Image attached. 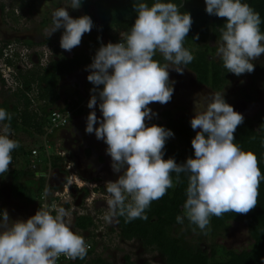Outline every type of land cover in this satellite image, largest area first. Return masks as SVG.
<instances>
[{"label": "clouds", "instance_id": "9594fccd", "mask_svg": "<svg viewBox=\"0 0 264 264\" xmlns=\"http://www.w3.org/2000/svg\"><path fill=\"white\" fill-rule=\"evenodd\" d=\"M83 0H70L52 12L47 38L63 29L60 46L71 51L79 46L94 21L90 15L73 17L68 7L79 9ZM206 12L226 18L220 29L217 56L228 72L240 76L255 70L254 61L264 54L261 15L246 0H205ZM135 20L120 33L119 42L101 43L87 66L91 89L85 131L103 140L118 179L106 181L111 224L119 217L126 223L148 220L153 201L187 177L186 200L177 223L189 224L207 234L211 217L225 213L246 214L254 209L264 181L257 156L235 143L244 115L225 99V92H211L194 100L191 143L194 156L177 163L165 159V146L175 133L165 126L147 124L154 115L152 103L167 104L174 94L169 69L183 74L194 59L184 47L193 18L172 0H134ZM157 52L166 63L155 59ZM99 107L102 117L96 114ZM12 115L0 107V177L8 173L12 153L21 147L12 138ZM98 125V126H97ZM264 130V129H262ZM175 173V182L173 179ZM193 228V231L196 230ZM88 245L71 226L64 207L40 206L27 219H11L0 212V264H57L63 255L70 260L86 258Z\"/></svg>", "mask_w": 264, "mask_h": 264}, {"label": "trees", "instance_id": "16d2710c", "mask_svg": "<svg viewBox=\"0 0 264 264\" xmlns=\"http://www.w3.org/2000/svg\"><path fill=\"white\" fill-rule=\"evenodd\" d=\"M134 0H95L96 14L101 22V30L107 35L109 42H119L120 33L128 31L135 20L136 13L133 10ZM154 0H148L151 5ZM180 6V11L190 12L193 23L185 38L184 47L189 49L195 59L187 65L192 71L200 84L212 86L215 90H222L229 76H233L232 72H228L223 67L222 61L212 58V53L217 48L213 43L220 39V29L226 18L215 15H209L205 8V0H172ZM257 12L260 13L262 23L261 31L264 32V0H246ZM86 3V13L90 4V0H83ZM29 7L33 8V6ZM48 21L43 22L46 26ZM115 31V34L112 32ZM14 41H21L16 39ZM46 40L45 43H47ZM13 40L5 41L6 45L12 43ZM26 45L34 46L32 41H25ZM101 43L107 44L102 36L95 38L94 44H89V52L78 50L67 56L56 53L52 58L49 66L41 67L36 65L28 71L18 69L17 79L20 80L24 88H18L15 92L8 93L9 99L0 101V107L5 108L12 115L11 130L13 133H26L34 136L36 132L39 135H45L48 127L49 114L54 110L68 113L80 106L81 99H71L64 106H59L60 100L59 85L66 75L89 65L92 62L96 50ZM99 45V46H97ZM3 55V49L0 48V56ZM155 59L161 63L162 54L157 52ZM262 66L257 69L262 70ZM36 90L38 95L35 99L29 95V92ZM9 92V91H7ZM14 98L17 101H14ZM40 101H45L44 105ZM39 102V103H38ZM23 104V105H22ZM165 123L153 120L151 124H158L171 129L175 135L169 138L165 146V159L174 157L177 163L184 162L189 156H194L192 147V139L196 135V131L192 129L191 123L186 118H176L171 112L166 111L162 114ZM46 128V129H45ZM264 109L256 118H246L244 122L237 127L235 132V143L241 145L245 150H251L258 158L259 167L264 173ZM54 134V133H53ZM52 136V135H51ZM50 136V137H51ZM21 147L12 153V164L9 165L8 173H4L0 177H9L12 182V190L19 197L28 200L36 198V193L42 198L43 193L48 189L45 181L42 180L39 188L29 185L23 186L22 179L25 176H32V168L28 169L14 168L16 158L25 153V147ZM33 153V149L31 150ZM63 157L53 156V167H60ZM61 168V167H60ZM182 182L176 184L174 188L168 190L167 194L160 200L153 201L149 210H147L148 220L136 219L130 223H126L124 217H119L118 233L125 241L141 242L143 248L151 252H160L166 259L167 264H264V181L261 182L258 197V203L254 209L246 214L229 212L222 217H211V223L207 230V234L202 233L195 225L189 224L185 219L183 224L177 223V215H182V206L186 200L187 177L181 174ZM175 182V173H173ZM233 222L245 223L248 227L252 242L249 247L243 249L227 248L216 243L217 237L226 232ZM76 225L84 231H89L95 227L94 220L91 215L84 214L78 216ZM193 228H196L193 231ZM196 234L195 240H187L190 234ZM211 237L213 240L210 250H207L203 242L208 241ZM194 239V238H193ZM85 259H76L71 264H111L98 254L95 244L92 245ZM219 247L222 248L223 257L219 256ZM89 261L90 257H93ZM129 260V256H127ZM142 264H153L152 262H144Z\"/></svg>", "mask_w": 264, "mask_h": 264}, {"label": "rangeland", "instance_id": "374dc122", "mask_svg": "<svg viewBox=\"0 0 264 264\" xmlns=\"http://www.w3.org/2000/svg\"><path fill=\"white\" fill-rule=\"evenodd\" d=\"M25 0H4L2 1L8 10L10 9H18V14L21 13L23 7L21 3H23ZM95 0H90L89 7L87 9L86 13V3H82V6L79 9H73L71 7H68L69 14L73 17H78L84 14H88L91 16V18L94 21V27L92 28L90 33H85L82 37L81 44L75 48H73L71 51H66L61 48L60 46V38L63 32V29L56 31L53 33L50 37L47 38L46 31L51 28L52 24V12L63 6H67L70 3V0H30L29 4L32 3L33 8L28 9L27 11L29 16L31 17L29 20L23 21V23L19 24L16 23V21H13L11 18L7 17V24L1 25L0 24V42H5L2 40L5 35L16 38L17 35H24V34H30V36H34V38L37 41H47V43L54 47L56 49V53L64 54L67 56H72V54L78 50H84L86 52H89V44L95 43V38L100 35L104 39V41L107 43L109 42V39L107 38V35H104L101 30V22L96 14L95 9ZM35 10L31 14L30 11ZM24 10V9H23ZM9 18V19H8ZM4 20V19H3ZM47 20L48 24L46 26H43V22ZM11 22V23H9ZM28 24V25H26ZM14 25L18 26L19 29L14 27ZM28 28L27 30H25ZM15 29L19 32H22L21 34L13 33ZM115 32V31H113ZM112 32V33H113ZM19 39V38H18ZM220 39L215 41L213 43V46L215 48H218ZM20 44L21 41H13L12 44ZM46 43V44H47ZM16 46V45H15ZM99 46V45H97ZM51 47V48H52ZM100 47V46H99ZM42 51V50H41ZM212 58L219 59L217 56V49L212 53ZM255 64V70L251 73H245L240 76L233 75L229 76L227 79V82L224 86V88L220 91L215 90L212 86H205L200 84L197 81L196 75L190 71L188 68L184 69L183 74L177 73L174 69H169V75L170 80L174 83V94L172 96V99L167 104H160V103H152L149 105V107L153 110L154 115L152 117H156L160 114H157L158 110H169L172 112L174 116L180 115L181 117L186 118L187 120L191 121V118L195 115L194 112V100L198 98L200 95H206L211 92H225V99L228 103H230L234 109L244 115V119L246 118H256L259 113L264 109V54H261V56L254 61ZM88 66V65H87ZM87 66H84L78 70L75 71L78 78L81 80L87 79V76L89 75V71L87 70ZM259 66H262V70H258L257 68ZM70 76V75H69ZM66 77V76H65ZM76 78V80L78 79ZM73 80V79H72ZM69 79V81H72ZM89 82V81H88ZM86 82V84L88 83ZM68 83V81L66 82ZM65 83V84H66ZM91 83V82H90ZM71 85L67 84L66 86ZM92 86V85H91ZM69 87V86H68ZM62 91V95L74 97V99H81L80 106L85 110V114L88 113V100L85 102V96L84 93H81L77 91V93H73V90L71 87H69ZM89 87H86V91L89 93ZM94 87V85H93ZM9 91V92H7ZM72 91V93H71ZM85 91V94H86ZM13 91L11 89H8L5 87L4 82L0 79V101L4 99H9L10 93ZM65 92V93H64ZM71 94V95H70ZM14 101L16 102L17 99L14 98ZM84 101V102H83ZM39 103V102H38ZM46 103L45 101H40L41 105H44ZM23 105V104H22ZM97 112V110H96ZM72 114V112L70 113ZM50 120V119H49ZM49 127V123H48ZM46 125V128H48ZM45 128V129H46ZM13 139L19 141L20 144H22L25 147V153L21 154L23 156H17L16 158V164L17 167H22L24 165V161L29 160L31 157V150L33 148L38 149L41 154L46 155L45 152L48 154H51V163L53 156H61L63 157V162H61V165L64 166L63 173V181L61 184L58 185V188H50L49 193L53 195V192L60 191L61 196L62 192H64V189L66 188L69 192L63 193L62 200H64V203L71 204L73 208H75V213L77 215V212L83 211V209H86L87 214H93L95 216L101 215L102 219L105 215V213L108 211L106 200L108 198V194L106 192V181L109 180H116L115 178H102L94 179L93 177H89L86 175V177H83L84 173H82L79 169H77L78 161L75 160H69L67 157L59 155L63 154V148L61 146H58V144H61L60 140H55V146L51 148L46 149V142H45V135H39L37 132L34 134V136H30L26 133H20L16 134L13 133L12 136ZM45 147V150L43 148ZM69 155V152L66 153ZM77 162V163H76ZM94 168L93 164H91ZM70 167L71 169H68ZM105 170H102V175L104 174ZM82 178L80 179L79 176ZM104 177V176H103ZM7 179V178H5ZM56 189V190H54ZM66 197V198H65ZM69 202V203H68ZM64 204L61 203V207ZM68 205V209H70V206ZM65 206V205H64ZM77 211V212H76ZM72 213V212H71ZM75 215V214H74ZM99 215V216H100ZM73 215L71 216V223L73 220ZM118 224V220H114L111 224L106 223L103 219V223L100 225L102 226L101 232H97L100 239L102 241L100 244L96 246V240L92 237L91 233H88L87 238H91L90 241L86 239V243H92L95 244L96 250H100V253L103 255H107L108 253H112V256H110L108 259H105V261L111 263V264H142L144 262H152L153 264H167L165 257L160 252H151L147 251L145 248H143L140 241L135 240L130 243H126L125 240H123L120 235H115L114 227ZM117 227V226H116ZM99 231V230H98ZM196 234H190L187 236V240L193 241L195 240ZM194 238V239H193ZM99 240V239H98ZM216 243L218 245L227 247V248H235V249H243L246 247H249V245L252 242L251 236L249 234L248 227L245 223L240 222H233L229 229L224 232L221 236L217 237ZM92 241V242H91ZM213 240L211 237L208 239V241L203 242L205 248L207 250H210L212 246ZM100 245V248H99ZM99 254V253H98ZM99 254V255H101ZM129 256V260L127 258ZM223 257L222 254V248L219 247V256Z\"/></svg>", "mask_w": 264, "mask_h": 264}, {"label": "crops", "instance_id": "0c3cea01", "mask_svg": "<svg viewBox=\"0 0 264 264\" xmlns=\"http://www.w3.org/2000/svg\"><path fill=\"white\" fill-rule=\"evenodd\" d=\"M113 34H115V32H113ZM75 71L71 74H69L71 76V78H77L78 76L75 77ZM69 75H66V76H69ZM77 75V74H76ZM70 79V78H69ZM69 79H63L61 81H64V83L60 82V87H59V93H60V100L58 102V105L61 107V106H64L66 102H69L71 101V99H74V97H70V96H63L62 95V91H64L65 89H67V87H71V89L73 90V93H77V91L81 92V93H84L83 95L85 96V102H87V100L89 101L90 97H91V89H93V84L88 82V79H85V80H82L81 82H78L77 80H74V81H69ZM68 81V83H66ZM86 82H88L86 84ZM66 83V84H65ZM67 84H71V85H68L66 86ZM89 87V93L88 91H86L87 88L86 87ZM92 85V86H91ZM68 87V88H69ZM85 91H86V94H85ZM65 93V92H64ZM72 93V91H71ZM72 93V94H73ZM71 95V94H70ZM87 99V100H86ZM83 101V102H84ZM88 107V105L86 106ZM89 111L92 110V109H88ZM96 110L97 112H100L99 110V107L97 105L96 107ZM84 109L79 106L77 107L75 110L73 111H70V113L72 112V116H75L76 118H78V120L81 118V114L84 113ZM88 111V113H89ZM59 134H60V129L59 130H56L54 134H52V136L50 137V146L51 148L53 146H55V140L59 139ZM59 146V144H58ZM56 147V146H55ZM35 148H33L34 150ZM21 154H23V152L21 151ZM19 155V156H23V155ZM83 155V154H82ZM88 155L85 154V157H82L80 156L81 159H78L80 163H82L83 167H84V164L82 161H85L86 163V159H88ZM35 160L36 161V165L37 167L36 168H33L32 167V161ZM81 160V161H80ZM30 163L29 165V168L31 167L32 168V171L31 173L34 172V175L32 176H25L23 179H22V184L23 186L25 185H29V186H32V187H35V188H39L40 186V183L43 181H45L46 183V186L48 187V189L50 190V188H58V185L61 184L63 181V173H62V170L64 171V166H60V167H53L52 163L51 165L49 164V160L47 158L46 155H43L40 153L39 151V154L37 156L33 155V153H31V157L29 160H25L24 161V165H22V167H17L14 165V168H17V169H23V170H27L28 169V166L27 164ZM91 164H93L92 162H89L87 164V167L90 169V170H94V168L91 166ZM79 176V175H78ZM83 177H86V174L82 175ZM82 177V178H83ZM7 179L3 178L1 179L0 181V207L2 208V210H7L9 216L11 219H27L28 217L32 216L35 214V212L39 209L40 206H43L42 205V199L38 196L39 193H36V198L33 199V200H28V199H25L24 197H19L17 196L16 194H14L13 190H12V182H11V179L9 177H6ZM41 178H43L41 180ZM80 179H82L80 176H79ZM94 179H97L95 177H93ZM56 190V189H54ZM69 190L67 191V189L65 188L64 189V193H68ZM66 198V197H65ZM69 203V202H68ZM63 205L62 207H64L69 213H70V219L71 216L73 215V220H72V223H71V226L73 228L74 231L80 233L81 235H83L85 237V239H87L86 236H88V231H84L83 229H81L80 227H78L76 225V219L78 216H82L80 214V211L77 212V215L76 213L74 212L75 211V208L72 207L71 204H66L64 203V200H63ZM68 205H71L70 206V209H68ZM72 212V213H71ZM75 214V215H74ZM117 226V227H116ZM114 227V230H115V233L117 234L118 236V224ZM85 233H84V232ZM89 241V239H88ZM130 242H133V241H126V243H130ZM101 242H98V244H100ZM97 244V245H98ZM99 248H100V245H99ZM97 252L99 254L100 253V250L97 249ZM94 254V256H101L102 259H108L110 256H112V253H108V256L105 254ZM93 257H90L89 261L92 260Z\"/></svg>", "mask_w": 264, "mask_h": 264}, {"label": "flooded vegetation", "instance_id": "af4514ba", "mask_svg": "<svg viewBox=\"0 0 264 264\" xmlns=\"http://www.w3.org/2000/svg\"><path fill=\"white\" fill-rule=\"evenodd\" d=\"M4 0H0V24L4 25L7 24L6 22L7 17L11 18L13 21H16V23L21 24L23 23V25H25V23L27 22H23L25 20H29L31 17L29 16L27 11L28 9H30L31 7L28 6L29 1L30 0H25L22 4L21 7H23L22 11L20 14H18V9H10L8 10L6 8V5L2 2ZM22 1V0H20ZM32 6V3L31 5ZM31 14L33 12H35V10L32 9V11H30ZM8 18V19H9ZM4 19V20H3ZM31 20V19H30ZM11 23V22H9ZM28 25V24H26ZM14 27H16L17 29L18 26L14 25ZM28 28H26L25 30H27ZM13 33L16 34H21L22 32H19L15 29V31H13ZM2 40H11L12 37H9L7 35L4 34ZM20 39L21 43L25 44V41H32L34 43V45L36 46H41V47H45L48 46V43L46 44V41H37L34 36H30V34H24V35H17L16 38H13V41L16 39ZM12 41V40H11ZM75 77L77 76L76 74H74ZM65 79H73L72 81L76 80L75 78H71V76H66L64 77ZM63 78V79H64ZM78 78V77H77ZM0 79L2 80V77L0 75ZM78 82H81L80 79H77ZM198 81V80H197ZM62 83H64V81H61ZM204 85V84H202ZM206 86V85H205ZM220 91V90H218ZM92 111V110H90ZM89 111V113H90ZM166 111L169 110H158L157 114H160L156 117H152L151 120H147L146 119V123L147 124H151L153 120L159 122L162 121L163 123H165V119L163 118L162 114ZM170 112V111H169ZM85 114V112L83 114H81V118L78 120V118H76L75 116H70L69 118V122L66 126L60 128V134H59V139L61 144H59V146H61L63 148V152H65V157H67V159L69 160H75L78 161V165H77V169H79L82 173L88 175L89 177H95L99 180H101L102 178H108V177H112L115 179H118V176L120 173H115L112 170L111 167V157L107 154L106 152V148L107 145L103 140H98L95 136L94 133L89 134L85 131L86 129V123H87V116L88 114ZM98 117H102V113L101 112H96ZM172 114V112H171ZM176 118H182L180 115H176ZM98 126V125H97ZM59 130V129H58ZM69 152V155H67L66 153ZM83 154V155H82ZM85 154L88 155V159H86V163L85 161H82L84 164V167L82 165V163L79 162L78 159H81L80 156L85 157ZM80 160V161H81ZM89 162L93 163L94 166V170H90L87 167V164ZM77 163V162H76ZM92 166V165H91ZM105 170L104 174L102 175L101 171ZM104 176V177H103Z\"/></svg>", "mask_w": 264, "mask_h": 264}, {"label": "built area", "instance_id": "2783aa9c", "mask_svg": "<svg viewBox=\"0 0 264 264\" xmlns=\"http://www.w3.org/2000/svg\"><path fill=\"white\" fill-rule=\"evenodd\" d=\"M15 45L12 43H10L9 45H6L5 42H0V48L3 49V55L0 56V75L2 77V81L5 84V87L8 89H11L13 92L17 91L19 87L24 88L23 83L17 79V76L19 74L18 69L23 70V71H28L29 69L34 68L36 65H40L41 67H47L49 66L50 62L52 61L53 56L55 55V48L50 46L49 44L48 46H45V47L36 46V45L29 46L26 44L20 45L18 43H16ZM29 95H31V97L34 99V102H35V99L38 98L37 97L38 92L35 89L29 92ZM70 116H71L70 112L63 113L58 110H54L51 114H49V119H50L49 127L47 128V132L45 134L46 149L50 147V136L53 133H55L56 130L66 126L69 122ZM43 148L45 150L44 146ZM38 154H39V150L34 149L33 155L37 156ZM45 154L49 160V164L51 165V162H50L51 154L49 153L47 154L46 152ZM59 155L64 156L65 153L63 154L59 153ZM32 167L33 168L37 167L35 160L32 161ZM68 169H71V168L68 167ZM63 193L64 192H62V196H63ZM62 196H61L60 191L53 192V195H51V193H49V190L48 191L46 190L43 193L42 198H41L42 205H48L49 209H52L53 205L57 207H61L60 205L61 203H63ZM2 211L3 210L0 207V212ZM85 212H86V209L85 210L83 209V211H81L80 214L81 215L87 214ZM99 215L95 216L91 214L94 220V223H95V227H93L91 230L88 231L89 233L92 234V236H94L92 238H94L96 242L102 239L101 237H99L100 234L97 233V232L99 233L101 232L102 226L100 224L103 223L102 216L101 215L99 216ZM87 239H89L90 241L91 238L88 237ZM87 245H88V251L92 249L93 247L92 243L91 244L87 243ZM72 261L74 260L67 259L62 255L57 261V264H71Z\"/></svg>", "mask_w": 264, "mask_h": 264}]
</instances>
